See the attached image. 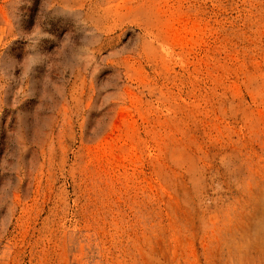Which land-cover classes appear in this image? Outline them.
I'll list each match as a JSON object with an SVG mask.
<instances>
[{
	"label": "rangeland",
	"instance_id": "obj_1",
	"mask_svg": "<svg viewBox=\"0 0 264 264\" xmlns=\"http://www.w3.org/2000/svg\"><path fill=\"white\" fill-rule=\"evenodd\" d=\"M0 264H264V0H0Z\"/></svg>",
	"mask_w": 264,
	"mask_h": 264
}]
</instances>
